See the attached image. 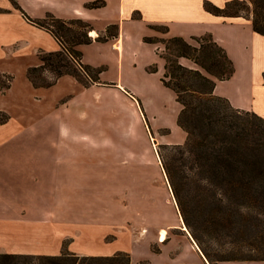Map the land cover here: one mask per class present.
<instances>
[{"label":"crops","instance_id":"0c3cea01","mask_svg":"<svg viewBox=\"0 0 264 264\" xmlns=\"http://www.w3.org/2000/svg\"><path fill=\"white\" fill-rule=\"evenodd\" d=\"M16 1L33 19L44 18L50 13L61 19L80 18L95 24L99 27L90 30L94 35L88 33L93 38L99 36L98 33L105 34L107 26L118 25L117 35H106L101 41L92 38L87 45L106 46L116 53L120 74L127 66L124 64L126 58L131 60L132 67L135 66L136 50L131 42L144 43L143 35L152 33L148 24L164 25L168 36H180L187 41L193 36L210 33L234 66V72L228 79L216 81L213 93L226 98L234 108L264 117V35L252 29L248 18L210 14L203 8L205 0H104L103 6L92 8L85 4L94 0ZM208 1L217 7H223L226 2ZM0 10V56L9 46L13 47V53L16 47L17 53L61 48L49 32L28 22L9 0H0ZM137 12L140 18L133 17ZM81 46L84 45L77 47L80 52ZM152 55V58L144 60L142 66L144 69L156 63L157 70L146 72L143 84L134 86L136 97H132L140 108V122L145 121V114L160 144H180L186 138V133L176 123L181 105L174 92L160 81L164 61L153 48ZM179 61L183 64L184 58H179ZM118 80L110 82L127 92L125 86L130 85L123 82V77ZM11 122L8 116L6 122L0 123V252L56 255L65 248V242L68 244L65 249L78 255L109 256L118 251H128L121 227L110 219L116 217H107V221H101L103 218L94 215L88 218L83 213L87 208L78 209L76 204L79 200L73 196L77 195L80 187L95 186L96 181L101 185H111V170L118 172L119 181L115 180V185H127L125 179L120 178L125 166L119 159L113 165L110 162V145L102 142L105 149L102 154L100 147L94 146L95 141L92 145L87 143L86 162L80 163L84 160L79 158L85 149L79 153L78 144L73 147L69 142L74 138L73 132L63 133L61 129L34 133L26 127L11 130ZM176 131H181L178 140L172 137ZM4 154H8L7 161ZM9 154H18L20 158L11 162ZM99 154L107 162L95 166ZM180 229L186 228L181 225ZM161 231L165 232L164 238L160 236ZM166 233L165 229L159 231L160 241L165 240ZM112 234L116 238L107 239ZM190 239L204 264H210L192 237ZM216 264H264V260L219 261Z\"/></svg>","mask_w":264,"mask_h":264},{"label":"rangeland","instance_id":"374dc122","mask_svg":"<svg viewBox=\"0 0 264 264\" xmlns=\"http://www.w3.org/2000/svg\"><path fill=\"white\" fill-rule=\"evenodd\" d=\"M94 1L104 2V0ZM138 13L133 17L140 18ZM24 15L26 18L27 15L25 13ZM89 24L93 28L99 27ZM158 25L148 24L147 27L152 33L143 35L157 39V43L139 44L134 40L131 42L136 50L134 59L136 64L132 67L131 60L126 58L124 64L127 66L123 69V74L117 71L116 53L108 47L81 44L84 45L81 46L82 55L76 59L68 56V59L72 67L81 75L84 84L68 74L54 80V73L44 69L31 72L32 77L38 82L53 81L54 84L50 87L35 88L26 76L27 69L41 64L38 59L39 52L49 51L39 49L40 51L36 50L34 53L30 51L17 53L16 47L13 53L12 46L5 48L0 56V111L12 119L9 127L11 130L14 128L23 130V127H26L34 133L61 129L63 133L73 132L74 138L69 142L73 143V147L78 144L79 153L82 148L85 149L79 158L84 160H80V163L86 162L87 143L92 145L95 141L94 146H99L102 154L105 152L102 142L110 145V162L113 165L119 159L120 164L125 166L120 178L125 179L127 185H115L118 172L111 170V185H101L96 181L95 186L80 187L77 195L73 196L79 200L76 204L78 209L87 208L83 213L85 212L88 218L94 215L103 218L101 221H107V217H116L110 219L121 227L125 246L129 248L126 252L129 254L130 264L191 262L204 264L191 242L188 229L186 227L180 229V226L185 224L183 225L184 222L159 158V154L167 157L169 152L161 148L163 144L159 143L151 125L150 128L144 112L146 124L145 121L140 122V108L132 97H136L134 86L143 84L147 72V67L143 69L142 63L145 59L153 57L152 48L154 53L162 52L161 38L170 37L161 30H155L154 26ZM66 27L81 31L80 26L76 24H66ZM106 28L105 34L98 33L101 38L106 35L110 37L115 32L117 35L118 25H110ZM135 36L136 34L133 37ZM188 42L196 45L193 39ZM78 46L75 48L77 49ZM80 64L89 66L88 73L82 70ZM94 64L100 66H92ZM106 65L109 66L108 69ZM182 65L196 68L188 58H184ZM96 74L98 80L93 81L91 77H96ZM121 77L124 79L123 82L130 85L125 86L129 89L125 88L127 92L110 82V80L114 82L115 79L120 81ZM180 134L181 131H176L172 136L173 139L178 140ZM68 145L71 147L70 144ZM97 152L95 151L96 154ZM6 155L8 154H4V157L7 161ZM9 156L11 162H17L20 158L18 154H9ZM103 162H107V159L104 161L99 154L95 166H102ZM161 229L167 231L164 241L159 240ZM160 234L164 238L165 232L161 231ZM113 237L116 238L112 234L107 239ZM253 237V231L246 230L241 235L222 236L217 241H211L210 246L226 256L264 258V242L258 244L251 242ZM67 245L65 242L64 247L67 248Z\"/></svg>","mask_w":264,"mask_h":264},{"label":"trees","instance_id":"16d2710c","mask_svg":"<svg viewBox=\"0 0 264 264\" xmlns=\"http://www.w3.org/2000/svg\"><path fill=\"white\" fill-rule=\"evenodd\" d=\"M9 1L24 15L16 0ZM102 5V1L85 4L88 8ZM203 8L216 16L248 18L252 29L264 35V0H226L223 7L205 0ZM26 18L49 31L61 47L39 52L41 64L26 72L32 86L54 84L38 82L32 77L31 72L44 69L54 73V80L68 74L84 84L68 56L73 59L81 56L75 47L92 41L88 36L92 29L89 22L80 18L61 19L50 13L41 19ZM66 24H76L81 31L67 28ZM154 29L167 32L166 26L158 25ZM192 39L196 45L180 36L161 38L163 51L155 52L164 61L160 81L174 92L181 105L176 123L186 133L183 143L162 145L169 154L167 157L159 154L161 166L185 227L210 264L264 260L226 256L210 246L211 241L222 236L241 235L246 230L254 233L251 242H264V117L234 108L226 98L213 93L217 80L232 75L233 63L210 33ZM142 41L158 42L149 37H143ZM182 57L191 60L196 68L182 65L179 62ZM80 66L86 73L90 70L87 65ZM146 70L155 72L156 64H150ZM98 74L91 79L97 81ZM0 115V123L8 120L4 112L0 111ZM0 264H130V257L124 251L109 256L78 255L64 248L56 255L0 252Z\"/></svg>","mask_w":264,"mask_h":264},{"label":"bare ground","instance_id":"6f19581e","mask_svg":"<svg viewBox=\"0 0 264 264\" xmlns=\"http://www.w3.org/2000/svg\"><path fill=\"white\" fill-rule=\"evenodd\" d=\"M89 33L92 34V35H94V32L93 31H90Z\"/></svg>","mask_w":264,"mask_h":264},{"label":"water","instance_id":"95a60500","mask_svg":"<svg viewBox=\"0 0 264 264\" xmlns=\"http://www.w3.org/2000/svg\"><path fill=\"white\" fill-rule=\"evenodd\" d=\"M183 225H184V223H183ZM185 226V225H184Z\"/></svg>","mask_w":264,"mask_h":264}]
</instances>
